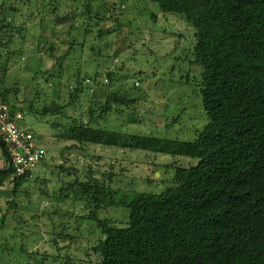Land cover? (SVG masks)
I'll return each instance as SVG.
<instances>
[{"label": "trees", "instance_id": "1", "mask_svg": "<svg viewBox=\"0 0 264 264\" xmlns=\"http://www.w3.org/2000/svg\"><path fill=\"white\" fill-rule=\"evenodd\" d=\"M149 1L158 6L162 15L184 16L195 30L189 51L190 70L182 75L187 82L180 87L165 79L155 83L156 92L167 102L176 88L183 90L192 85L189 75L199 76L197 92L191 97L201 99L207 122L193 133L194 137H163L180 124L186 107L171 112L166 105L155 113L157 110L147 109L144 102L140 105L138 98L130 94L140 91L139 82L120 76L114 80L112 73L107 74L111 86L95 89L85 83L89 76L95 82L98 74L78 75L82 79L73 90L76 104H61L58 99L40 110L31 101L27 108L11 106L13 113L62 116L63 123H55L59 130L62 127L61 133L54 137L66 144L61 149L65 162L56 173L60 175L56 182L60 189L53 191L51 198L58 196L63 206L82 202L84 214L77 217L81 220L77 233L87 223H96L89 244L99 261L91 263V256H65L59 264H264V0ZM6 76V72L0 73V102L4 103H8L7 90L2 91ZM120 80L122 88L115 92L112 87ZM88 91L92 98L85 114L69 116L67 105L83 107L78 105ZM14 92L19 94L18 89ZM162 116L166 122L157 126L156 119ZM97 148L142 154L146 164L157 169L175 166L176 159H185L189 164L176 166L170 184L156 192L119 194L114 187L119 172L115 175L111 169L99 179L88 176L97 168L91 164L103 160ZM73 155L77 157L76 164L65 165ZM150 156L170 158L172 163H151ZM3 157L7 167L4 154ZM36 171L17 178L0 174V188L10 179L13 185L11 201L5 210H0L1 231L11 210H29L25 206L32 205L30 200L23 201L35 190L28 188L40 178H32ZM44 189L35 191L41 195L50 192ZM113 207L126 209L125 226L102 218V211ZM56 210L54 216L64 209ZM57 224L60 231L53 233L45 252L60 250L62 244L65 253L68 246H73L70 222ZM14 228L9 229L17 231ZM32 253L24 245L12 250L10 244H0V254L9 261H18L16 256L32 259V255L41 254ZM49 255L45 253L32 264H46Z\"/></svg>", "mask_w": 264, "mask_h": 264}, {"label": "rangeland", "instance_id": "2", "mask_svg": "<svg viewBox=\"0 0 264 264\" xmlns=\"http://www.w3.org/2000/svg\"><path fill=\"white\" fill-rule=\"evenodd\" d=\"M102 27L104 32L101 31ZM194 34L193 26L187 23L184 16L162 15L158 6L149 0H0V73L7 74L2 91L7 90V102L11 106L16 104L19 108H27L31 101L40 110L49 106L53 100L60 99L61 104L74 103L76 95L73 90L76 82L82 79L78 75L98 74L95 82L89 76L85 83L95 89L104 85L111 86L107 74L112 73L114 80L120 76L130 79L132 83L139 82L140 91L130 94L138 98L140 105L144 102L147 109L157 110L155 113L164 110L166 105H169L171 112L186 107L180 124L165 132L163 137L170 139L180 135L191 139L193 133L202 129L207 122L201 99L199 96L191 97L197 92L195 87L199 76L189 75L192 85H186L183 90L176 88L172 92V99L167 102L156 92L155 83L165 79L180 87L187 82L182 75L190 70L188 62L192 59L190 52L195 41ZM120 82L112 87L116 89L115 92L122 88ZM15 89L19 90V94L16 95ZM91 94L89 91L82 94L83 103L77 105L83 104V107L67 105L68 115L77 117L85 114ZM175 96L180 100L177 101ZM24 117L25 124L41 137L40 146L45 151V160L37 169V174L43 175L28 189L45 188L50 192L41 195L35 190L30 191L29 197L23 201L32 202L30 206L24 205L29 210L23 208L19 212H9L3 224L6 225L4 230L0 229V244L8 243L12 250L24 245L28 251H33L32 254H41L32 255V259L16 256L18 261H9L0 254V258H3L0 264H32L34 261L39 262L48 252L50 255L46 264H59L65 256L75 258L79 255L81 258L91 256L90 262L97 263L99 257L93 256L89 244L93 240L96 223H87L84 231L77 233L76 226L81 224L77 217L84 214L82 202L77 200V205L72 202L68 206L64 203L63 206L58 196L53 200L51 198L55 195L53 191L60 189L56 185L60 175L56 173L65 162L61 154L64 151L61 149L66 144L54 137L61 133L62 127L59 130V124L55 123L62 122V116H36L25 112ZM164 122V116L156 119L157 126H162ZM96 151L103 160L91 164L97 168L88 176L99 179L111 169L115 175L119 172V180L114 185L119 194L156 192L165 184H170L176 166L189 164L185 159H176L173 162L175 166H162L158 170L157 167L147 165V158L142 154L106 148H97ZM76 158L73 155L71 162L65 165L76 164ZM148 161L167 166L172 163L170 158L160 156H150ZM78 167L81 168L79 163ZM63 199H66V195ZM58 208L66 212L60 210L61 214L54 216L53 211ZM107 210L102 211V218L111 219L117 226H125L128 221L125 208L113 207ZM66 213L69 217L65 216ZM62 221L65 224L70 222L73 246H68L65 253L61 250L62 244L59 245L60 250L45 252L47 246H50L48 243L52 241L53 233L60 231L57 223ZM7 227H15L17 231L7 230Z\"/></svg>", "mask_w": 264, "mask_h": 264}, {"label": "built area", "instance_id": "3", "mask_svg": "<svg viewBox=\"0 0 264 264\" xmlns=\"http://www.w3.org/2000/svg\"><path fill=\"white\" fill-rule=\"evenodd\" d=\"M0 138L11 159L14 178L38 169L45 160L39 137L25 124L24 114L13 113L11 105L4 102H0Z\"/></svg>", "mask_w": 264, "mask_h": 264}, {"label": "crops", "instance_id": "4", "mask_svg": "<svg viewBox=\"0 0 264 264\" xmlns=\"http://www.w3.org/2000/svg\"><path fill=\"white\" fill-rule=\"evenodd\" d=\"M43 122V120H41V123ZM40 141H41V137H39ZM1 150V148H0ZM3 152L1 151V154ZM2 156V157H1ZM2 159V160H1ZM2 162V164H1ZM5 159L3 157V154L0 155V168H6L5 166ZM37 171L34 173V175L32 176V178L34 179L36 176L40 177L41 175H43V173H40V176L37 174ZM11 180V179H10ZM10 180L6 181V185H4L3 187L0 188V210H4L8 204L9 201H11L12 199V193H13V185L10 183ZM5 206V208H3Z\"/></svg>", "mask_w": 264, "mask_h": 264}, {"label": "water", "instance_id": "5", "mask_svg": "<svg viewBox=\"0 0 264 264\" xmlns=\"http://www.w3.org/2000/svg\"><path fill=\"white\" fill-rule=\"evenodd\" d=\"M0 148L7 160V167L6 168H0V174H5L8 176H12L13 175V166H12V162L11 159L9 157L7 148L5 146V144L3 143L2 139L0 138Z\"/></svg>", "mask_w": 264, "mask_h": 264}, {"label": "bare ground", "instance_id": "6", "mask_svg": "<svg viewBox=\"0 0 264 264\" xmlns=\"http://www.w3.org/2000/svg\"><path fill=\"white\" fill-rule=\"evenodd\" d=\"M153 34V33H152ZM157 36V35H156ZM153 38V37H152ZM2 157V156H1ZM2 160V159H1ZM1 164H2V162H1ZM17 178V177H16ZM6 185V184H5ZM35 216V215H34ZM39 219V218H38ZM40 223V222H39ZM66 234V233H65ZM97 234V233H96ZM100 242V241H99Z\"/></svg>", "mask_w": 264, "mask_h": 264}]
</instances>
